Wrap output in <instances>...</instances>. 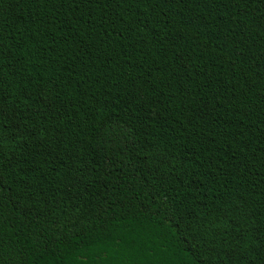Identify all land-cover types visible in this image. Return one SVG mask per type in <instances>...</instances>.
I'll return each mask as SVG.
<instances>
[{
	"label": "trees",
	"instance_id": "16d2710c",
	"mask_svg": "<svg viewBox=\"0 0 264 264\" xmlns=\"http://www.w3.org/2000/svg\"><path fill=\"white\" fill-rule=\"evenodd\" d=\"M0 264H264V0H0Z\"/></svg>",
	"mask_w": 264,
	"mask_h": 264
}]
</instances>
